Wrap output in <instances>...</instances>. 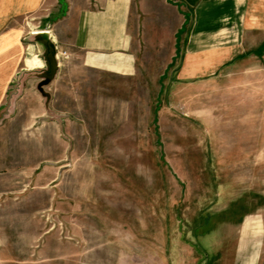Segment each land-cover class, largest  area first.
Returning <instances> with one entry per match:
<instances>
[{
    "label": "rangeland",
    "instance_id": "rangeland-1",
    "mask_svg": "<svg viewBox=\"0 0 264 264\" xmlns=\"http://www.w3.org/2000/svg\"><path fill=\"white\" fill-rule=\"evenodd\" d=\"M64 73L0 110V264H232L241 219L264 260V72Z\"/></svg>",
    "mask_w": 264,
    "mask_h": 264
},
{
    "label": "crops",
    "instance_id": "crops-1",
    "mask_svg": "<svg viewBox=\"0 0 264 264\" xmlns=\"http://www.w3.org/2000/svg\"><path fill=\"white\" fill-rule=\"evenodd\" d=\"M44 17L57 51L69 54L51 93L71 65L153 82L168 73L192 80L237 61L264 72V0H0V110L21 71L44 67L27 39ZM27 83L16 108L24 97L41 100L35 79ZM239 223L228 245L239 254L232 264H264L257 245L242 242L248 229Z\"/></svg>",
    "mask_w": 264,
    "mask_h": 264
},
{
    "label": "water",
    "instance_id": "water-1",
    "mask_svg": "<svg viewBox=\"0 0 264 264\" xmlns=\"http://www.w3.org/2000/svg\"><path fill=\"white\" fill-rule=\"evenodd\" d=\"M40 31L42 33L32 31L27 36V39L35 43L45 67L31 71H24L19 76L14 90L9 94V108L13 106L15 99L21 93L22 88L26 85V81L29 79H37L35 88L42 96H44L45 101L50 97L49 93L44 88L54 79L58 70V63L55 57L57 49L51 39L50 32L46 29H41Z\"/></svg>",
    "mask_w": 264,
    "mask_h": 264
},
{
    "label": "bare ground",
    "instance_id": "bare-ground-1",
    "mask_svg": "<svg viewBox=\"0 0 264 264\" xmlns=\"http://www.w3.org/2000/svg\"><path fill=\"white\" fill-rule=\"evenodd\" d=\"M34 32H37V33H42L40 30H39V31H34Z\"/></svg>",
    "mask_w": 264,
    "mask_h": 264
},
{
    "label": "built area",
    "instance_id": "built-area-1",
    "mask_svg": "<svg viewBox=\"0 0 264 264\" xmlns=\"http://www.w3.org/2000/svg\"><path fill=\"white\" fill-rule=\"evenodd\" d=\"M46 30H48V29H46ZM49 31V30H48Z\"/></svg>",
    "mask_w": 264,
    "mask_h": 264
}]
</instances>
